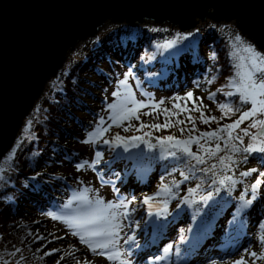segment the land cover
Listing matches in <instances>:
<instances>
[{
	"label": "rangeland",
	"instance_id": "1",
	"mask_svg": "<svg viewBox=\"0 0 264 264\" xmlns=\"http://www.w3.org/2000/svg\"><path fill=\"white\" fill-rule=\"evenodd\" d=\"M152 27H158L163 30L166 29L172 32L169 33V36L180 33L186 39V44H188L187 48L192 49L191 53L194 52L193 55L195 57L191 59L197 60V65H193L194 67H200V63L206 62L208 51L207 44H211L215 38L225 39L226 37V39L235 40L232 34L235 36L239 35L245 44L253 46L260 53H264L259 49L254 40H251L241 32L235 20L217 21L211 18L204 21L199 20L196 27L188 31H182L169 23L160 24L151 20L134 25L127 22L116 23L109 21L97 35L81 41L76 48L69 53L64 67L52 80H50L46 92L48 88L55 85L57 77L64 72L65 68L75 59L78 60L80 56H82L80 57L81 60H84L83 57H86L85 61H88L89 65L93 64V67L96 66V62H94L91 57L94 52L92 47L98 39L100 40L116 32L120 34L116 36L117 40L119 41L121 39L123 41L122 44L119 43V50L116 53L118 54L120 62H115L113 66H108L107 63L106 65L111 77L118 75L117 81H119V85L115 84V79L111 82H109L110 79L105 80L102 76L96 79L98 85L91 90L92 94L95 95V104L93 107L89 105L92 119L86 120L89 122L85 128L86 130L74 132L75 136L72 139L74 142L73 146L77 149L78 154L74 155L75 157L72 161L66 162L67 160L65 159V165L57 171L59 175L65 177L70 189L69 191L66 190L64 195L59 196L60 198H64L62 201L66 205L61 206L57 211L51 212L46 209L45 205H42V209L40 204L33 205L26 201L19 200L17 205L18 211L26 215L22 217L21 220L23 219L24 222H28L34 228V235L37 241L30 251L18 252L17 250H13L14 254L12 255L0 256V264H17V261H19V264H58V262L59 264H78V262L79 264H121V260H127L128 264H236L237 261L241 260L244 261V264H255L256 261L259 260V255L264 253V249L261 250V246L264 247L261 242L264 236V227H262V225H264V167H261L258 160L251 158V153L243 150L237 152L234 151L232 147L229 148L227 146L217 152L215 156L208 155L204 164H198L197 160L191 162L190 167L192 168V172H190L187 169L183 170L184 165L181 164L182 162L178 163V161H181L184 157L183 153L179 150H172L170 154L166 156V145L158 143L156 139H152V144H148L141 139L133 141L127 139L124 135L128 130L126 126H133L135 120L133 118L135 117L123 119L119 124L113 123L110 119L115 113L112 109H109L108 105H121L126 102L129 94L134 96L137 102L148 105L145 108L139 109L136 114H138L139 111L144 114L161 111L160 118L162 121H158V119L155 118L154 124L163 125L166 118L170 120L176 118L174 117L175 115H172V109L169 107L171 102L175 103L173 97L176 96L173 92L172 94L168 92L150 94V92L146 91L144 88H141L142 90H136L139 85L137 86L135 76H132L128 71L125 73V65L121 64L122 54H125L126 57L132 54L131 48L134 47V40H132L131 37H134L135 32L148 31L151 30ZM237 50L239 55L243 53L241 56L237 57V61L241 62L240 58L245 56L246 53L241 50L240 46L237 47ZM115 60L118 61V59ZM88 64L84 67L85 70H87ZM200 69L201 72H199V68H193L195 73L192 77H189V75L186 74V70H184V77L188 75L185 79L188 78V82H190L194 80L195 76V81L197 83L198 79H202L206 73L205 64ZM238 70L239 69H237V71ZM199 75H202V77ZM123 80H127L126 86L120 84V81ZM238 80L239 77L234 73L227 82L228 94L238 93L233 86V81L238 82ZM181 84H183L181 86L182 88L187 87L186 84ZM187 85H189V83ZM189 86H191V84ZM199 90L202 91L201 89ZM113 93H119V96L113 95ZM184 93L185 91H182L181 95ZM161 101L163 103H160ZM156 104L160 105L159 108L153 107ZM175 105L177 104L175 103ZM242 105L244 108L243 112L251 108L250 103H242ZM127 107L132 108L133 105L127 104ZM164 109L169 110L170 113L168 116L166 113L163 114ZM93 115H95V117H93ZM163 115H165L164 118L162 117ZM101 118L104 120L103 127L108 130L104 132L103 135L94 137L92 142L85 143L84 141L89 138V133H96L99 130L98 125ZM255 120H264V114H258L256 117L245 120L236 130L243 133L242 129L248 127ZM249 133L250 135L246 136L249 139L259 134V139L255 141L256 146H264V130L260 128H249ZM117 135L122 139L116 140L115 137ZM104 139L111 144L118 145L121 151L122 148H132L137 150V152L145 153L143 168L145 169V177H149V179H147L148 183L143 184L139 179H135L134 177L130 178L128 175L129 179L126 182L121 181L117 187L110 185V182L113 179L119 178V176L110 177L108 174L105 175L104 170L107 169L108 163L102 159V155L99 158L96 157V153L100 152L96 142L97 140L104 141ZM243 141H245L244 138ZM222 142L224 143V140ZM227 145L230 146L231 144L227 143ZM249 145L247 144V147ZM126 149L125 151H127ZM9 157V154H7L3 158V161L0 163V170L2 169L4 160L9 159ZM262 157H264V152L262 153ZM221 158H223V163L221 162ZM97 159L98 162L92 167L85 165V167L79 170L77 169L78 164L84 163L85 161L92 164V162ZM171 159H175L176 165H174L166 176L162 179H158L156 175L152 173L153 164L156 163V166L166 165ZM252 169L256 171L250 172L247 176L241 175ZM226 177H231L232 180L229 181L225 179ZM131 179L136 182H131ZM221 179H225V184L221 185L219 183ZM257 180H260L261 183L259 186L261 187L258 186L255 193H253L251 186L256 183ZM165 186H167L166 189ZM81 193H86L88 202L74 199V197ZM259 193H262V196L258 199ZM33 195L35 197L36 192ZM133 197L135 198L134 201ZM146 198H148L147 203H145ZM39 200L42 203L43 199ZM97 200H102L104 205L109 204V202L112 204H118L122 201L128 203L130 215L127 219H124L122 215L120 216L119 223L122 227L119 233L118 244L110 249H97L94 253L87 244L80 241L79 235L72 234L73 232H80L83 234L84 230L72 228L65 223L64 220L73 217H88L99 207H102L101 205H97ZM249 200L251 203H247ZM161 203H168L170 207V210L164 215L165 217L159 214L157 215L156 213ZM186 203H190L192 206L185 215L184 213L182 214L178 208L179 206H185ZM227 208L228 212L224 217L225 214H222V212H226ZM25 209L28 211H24ZM113 210L118 213H123L125 209L121 207ZM245 213H250L251 217L249 218L250 220L247 217L246 221L243 222L242 220ZM179 214L181 219H185L188 222L193 221L190 231H188V238L183 241H181L183 239L181 235L176 234V236L173 237L170 236L169 231L167 232L168 225L171 224L172 219L175 221ZM52 216H58L61 217V219H53ZM211 217L213 218L211 219ZM202 218V222L199 221ZM228 218L233 219V223H228ZM157 222L162 224L161 233L156 235L158 237L150 232L151 230L154 233L156 228L146 226ZM208 222H210V226H208ZM198 224L199 232H197ZM235 224L243 226L242 230L238 232V235H246L244 238L246 240L243 241L241 244L242 246L231 252L228 256L224 253L219 254L218 251L221 249L220 247L225 245L222 244V242H226L224 239L227 238L225 235L229 231L228 228H233ZM105 226L106 225L101 222L95 225H88L87 228L89 231H92ZM218 227L219 230H222L219 233L222 240L215 238L216 231L210 235L206 232L208 228L217 230ZM128 236H133L134 238L132 247L139 248L145 240H148L146 243L150 241V245L141 251L139 255L135 251L133 253H128L130 245L125 243ZM202 238L207 240L204 241L203 239L202 246L205 247L211 244L212 246L210 247L212 249H215V245L212 242V240L215 239L214 241L217 243V248L215 250L217 255L215 260H204L201 262L202 259H199L195 261V259L192 258L194 256L190 257L189 245L187 246V250L189 251L186 253V256L183 255L185 253V248L182 250V244L187 240L191 243L195 240L196 246L199 247L198 244L201 243ZM103 239V237H95L93 241H102ZM229 241V243H226L227 247L232 248V234L230 235ZM238 241L235 243H238ZM5 247L7 254L10 246L8 247L6 245ZM165 249H168V251L165 252ZM101 251L104 252L103 255L100 254ZM116 251L123 254L120 260H109L107 258L109 253ZM35 252H38V256L34 255ZM2 253H4L3 248ZM192 261L195 262L193 263Z\"/></svg>",
	"mask_w": 264,
	"mask_h": 264
},
{
	"label": "trees",
	"instance_id": "2",
	"mask_svg": "<svg viewBox=\"0 0 264 264\" xmlns=\"http://www.w3.org/2000/svg\"><path fill=\"white\" fill-rule=\"evenodd\" d=\"M169 33L172 32L158 27H152L151 30L144 32H135V36L132 38L134 40V47L131 48L132 54L127 57L122 54V62L125 63L127 70L142 73L143 80L145 79V83H148V88H150V84L158 85L162 90L173 88L177 83L171 81L163 85L160 78L163 76L171 78L182 69L181 67L185 63L188 61L190 63L191 59L195 57L194 52L191 53L192 49L187 48L186 39L180 33L173 36H169ZM178 34L179 38H177ZM119 35L116 32L95 42L91 57L96 62V66L89 65L88 61H85L86 57L81 60L80 57L82 56H80L78 60L75 59L65 68L64 72L57 77L55 85L48 88L30 118L25 122L15 148L9 153V159L4 160L2 163L0 194L7 193V198L0 195L1 257L12 255L14 254L13 250L17 249L20 252L30 251L37 241L34 228L28 222L21 220L26 215L18 211L19 200L33 205L40 204L42 209V205H45L46 209L51 212L56 211L62 205H66L62 201L64 198L59 196L64 195L66 190L69 191L70 189L65 177L59 175L57 171L65 165V159L66 162L72 161L74 155L78 154L77 149L73 146L72 139L75 136L74 132L86 130L87 123H89L86 120L92 119L90 106L93 107L95 104V95L92 94L91 90L98 85L96 79L102 76L105 80L110 79L109 82H111L116 77L115 75L114 77L110 76L107 65L113 66L116 62L115 59L118 58L116 53L119 50V43H123L121 39L117 40L116 36ZM232 36L235 39V35L232 34ZM172 41H174L172 46L167 47L166 45ZM237 47L239 45L235 40L226 39V37L225 39L215 38L211 44H207V59L204 63H207L208 67L205 76L201 80L200 88L202 91L196 87L195 83L184 89L185 93L183 95H181L183 89L174 91L176 97H173V100L179 107H175L173 102L169 104L170 109H172L171 112L177 113L174 116L176 118L171 120L172 126L160 129L150 127L155 125V118L162 121L160 118L161 111L150 112L149 115L139 111L136 114L139 118H133L135 119L134 125L126 126L128 130L124 134L125 137L131 141L139 140L133 139L134 137H141L142 141L149 144L152 143V139H156L158 143H161L168 136L174 137L175 140H187L189 136L199 137L202 132L215 131L218 133V138L200 140V144H203L206 149L211 148L214 150L216 144H220L222 150L227 143H230V146L227 145L229 148L235 145L236 148L244 151L247 144L254 142L252 139L235 130L233 139L229 141L227 133L220 131V129L238 120L244 111L243 102L239 98L240 94L229 95V91H227V82L234 73H237V67L235 66L241 63L237 61V57L243 53L239 55ZM204 63H201L200 66L202 67ZM87 64L89 66L85 70L84 67ZM198 68L200 67L198 66ZM186 92L192 93L191 99L187 98ZM221 105L225 106V110L221 109ZM185 108L189 111H182ZM194 108H200L206 117H216V120L209 123L201 122L199 118L201 111H195ZM227 108H231L232 111H226ZM169 113L168 111L166 115L168 116ZM163 114L165 113L163 112ZM189 116L195 121L196 131H189L193 127L192 122L187 119ZM162 117L164 118L165 115ZM177 120H182L184 123L177 124ZM141 125H145V127H141ZM182 128L185 131L181 132ZM237 136H242L245 141L243 143L239 142L235 138ZM175 140L163 143L167 146L165 155L168 156L172 150L182 152L184 157L178 163L182 162L181 164L184 165L183 170L187 169L192 172L190 163L196 161L195 156H202L204 162L208 158V154L200 149L199 144L193 143L188 146L194 154L190 156L182 150L183 145L172 147ZM98 146L102 149L103 160L109 163V169L105 171L108 176L118 175L122 177L125 170L117 166L126 162L128 165L133 164L132 167L135 168L133 176L144 178L143 158L145 153L135 151L130 155L124 154L121 156L118 147L110 143ZM262 153L253 151L251 152V158L258 160L263 168L264 157H262ZM174 165H176L175 159L169 160L166 165H157L158 167L155 163L153 164L152 173L161 178L167 175ZM35 192L38 197H34ZM261 196L262 193H259L258 199ZM39 199H43L42 203ZM186 204L182 206L184 208L182 213H187L192 206L190 203ZM178 209H181V207ZM24 211L28 210L25 209ZM180 221H182V224L178 225L180 226L178 230L183 231V229L188 228L189 222L184 224L186 220L181 219V217ZM261 242L264 245V236ZM6 245L10 246L7 254ZM2 248L4 253H2ZM262 249L264 247L261 246ZM37 254L38 252H35L34 255ZM259 260L254 263L264 264V253L259 255Z\"/></svg>",
	"mask_w": 264,
	"mask_h": 264
},
{
	"label": "water",
	"instance_id": "3",
	"mask_svg": "<svg viewBox=\"0 0 264 264\" xmlns=\"http://www.w3.org/2000/svg\"><path fill=\"white\" fill-rule=\"evenodd\" d=\"M208 18L235 20L264 52V0H0V162L69 53L109 21L188 31Z\"/></svg>",
	"mask_w": 264,
	"mask_h": 264
},
{
	"label": "snow or ice",
	"instance_id": "4",
	"mask_svg": "<svg viewBox=\"0 0 264 264\" xmlns=\"http://www.w3.org/2000/svg\"><path fill=\"white\" fill-rule=\"evenodd\" d=\"M179 38V34L178 37ZM235 41L240 46L241 50L246 53L245 56L241 57V63L236 65L237 69H239L236 73V75L239 77L238 82L233 81V86L236 88V92L240 94V99L243 103H250L251 108L248 111L243 112L239 119L234 121L232 124L225 126L224 128L220 129V131L226 132L229 141L233 139V132L240 127V125L249 118L256 117L258 114H264V53L258 52L253 46L245 44V42L242 40V38L239 35L235 36ZM174 41L169 42L166 46L171 47ZM120 84L122 86L127 85V80L120 81ZM113 95L119 96V93H113ZM229 95H232V93H229ZM187 98H192V93H187ZM179 99V98H177ZM160 103H163L162 101ZM127 104H132V108H128ZM148 105H145L142 102H137L131 94H129L126 102L122 103L121 105H108L109 109H112L114 111V115L110 117V119L113 121V123L119 124L121 120L123 119H129L132 117L139 118L136 113L139 109L145 108ZM159 104L154 105V108H159ZM175 107H179V105H175ZM222 110H225V106H220ZM195 111H201L200 108H194ZM164 113H168V109L163 110ZM182 111H189L188 109H182ZM226 111L231 112V108H227ZM145 115H149V113H145ZM172 115H177V113H172ZM200 120L203 123H209L211 121L216 120V117H206L204 113L201 111L200 114ZM187 119L192 122L193 127L189 131H196L195 129V121L191 116L187 117ZM177 124H183L184 121L177 120ZM104 120L101 118L100 123L98 125V131L96 133H89V138L85 140V143H89L93 141V138L96 136L103 135L104 132H106L108 129L103 127ZM172 126V122L170 119L165 120V123L163 125L155 124L151 125L150 127L160 129V128H168ZM141 127H145V125H141ZM249 128H260L264 130V120H255L252 122L248 127L242 129L245 136L250 135ZM185 131V129H181V132ZM212 138H218L217 132H202L200 133L199 137L189 136L187 140H175L174 137L168 136L164 138L161 141V144L165 142H172L175 140V142L172 144V147L183 145V151L187 153L188 155L192 156L194 155L189 145L195 143L200 145V149L205 151L209 156H215L217 152L221 151L220 144H216L215 149L211 148H205L203 144H200L201 139H212ZM236 139L240 140L241 143H243V137L237 136ZM116 140H121L122 138L118 135L115 137ZM133 139H142L141 137H134ZM254 143L250 144L248 147L244 149L245 152H253V151H259L264 152V146L257 147L255 141L259 139V134L252 137ZM227 147V145H225ZM232 149L234 151H240L239 148H236L235 145L232 146ZM14 155V153H13ZM101 154L98 152L96 153V157L99 158ZM195 159L198 163H204V158L202 156H195ZM246 159V157H245ZM98 162V159L93 161L92 164H89L87 161L84 163L78 164L77 169H81L87 165L88 167H92L95 163ZM221 162L223 163V158H221ZM256 171L255 169L250 170L249 172H244L241 175L247 176L250 174V172ZM225 179L231 181V177H226ZM225 179H221L219 183L221 185L225 184ZM234 183V181H233ZM260 180H257L256 183H254L252 187L253 193L257 190L258 186L260 185ZM167 186H165V189ZM164 190V189H162ZM0 195H3L5 198H7V193H2ZM74 199L88 202V197L86 193H81L80 195L74 197ZM133 197V201H134ZM207 199V198H204ZM148 202V198L145 199V203ZM97 205H101L102 207H99L96 211L91 213L86 218H78L73 217L64 220L65 223H67L70 227L75 229H83L84 232L81 234L80 232H73V235H79V239L82 243H85L88 245L90 250L92 252H96L97 249H110L114 246H116L119 242V233L121 230V224L119 223L120 216L122 215L124 219H127L130 215L128 211V203H124L123 201L118 204H112L109 202V204L104 205L102 200L96 201ZM130 203V202H129ZM247 203H251V201H247ZM70 206V205H68ZM124 208L123 213H118L117 211H114L113 209L118 208ZM134 211V209H133ZM53 219H61V217L58 216H52ZM103 222L106 226L100 227L96 230L89 231L87 226L88 225H95ZM264 227V225H262ZM95 237H103L104 239L102 241H93V238ZM126 244H129L130 247L128 251L131 250L132 245L134 244V238L133 236H128L125 240ZM19 251V249H17ZM56 251V250H54ZM168 249H165V252H167ZM101 255L104 254L103 251L100 252ZM123 254L119 251L109 253L108 259L109 260H120L121 256ZM255 255V254H253ZM17 264H19V261H17ZM59 264V262H58ZM79 264V262H78ZM121 264H128L127 260H121ZM236 264H244V261H237Z\"/></svg>",
	"mask_w": 264,
	"mask_h": 264
},
{
	"label": "bare ground",
	"instance_id": "5",
	"mask_svg": "<svg viewBox=\"0 0 264 264\" xmlns=\"http://www.w3.org/2000/svg\"><path fill=\"white\" fill-rule=\"evenodd\" d=\"M16 146V145H15ZM15 146L12 148V149H14L15 148ZM3 161V160H2ZM1 161V162H2ZM213 217H211V219H212ZM161 231H162V227H157L156 228V230L154 231V233L150 230V232L152 233V234H154V236H156L157 234H160L161 233ZM199 232V231H198ZM217 234H218V232H217ZM156 237H158V236H156ZM146 241V240H145ZM235 244V243H234ZM150 245V243L148 242L147 244H146V246H145V248H147L148 246ZM229 249H234V247H232V248H229ZM225 252V251H224Z\"/></svg>",
	"mask_w": 264,
	"mask_h": 264
}]
</instances>
